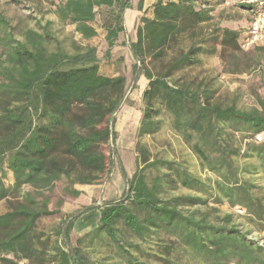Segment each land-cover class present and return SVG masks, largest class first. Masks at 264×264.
<instances>
[{
    "label": "trees",
    "instance_id": "1",
    "mask_svg": "<svg viewBox=\"0 0 264 264\" xmlns=\"http://www.w3.org/2000/svg\"><path fill=\"white\" fill-rule=\"evenodd\" d=\"M228 3L249 10L241 0H153L151 17L137 18L127 40L124 12L132 0L50 2L49 10L34 18L36 28L10 18L0 6V201L8 205L0 214V264H149L154 255L144 246L152 244L162 256L184 254L196 264H264V247L248 239L251 228H241L234 215L243 210L249 225L264 234V88L248 106L238 92L220 95L215 78L189 75L202 55L218 53L234 65L235 53L242 52L241 28L230 24L234 17L213 22V14ZM142 5L139 0L137 8ZM101 7L111 11L104 25L108 50L122 35L135 61L133 77L142 75L147 83L140 97L135 172L130 178L123 174L121 196L96 208V225L72 243L81 215L63 219L53 236L37 232L39 220L58 213L43 195L64 181L63 192L77 197L75 185L100 186L109 178L115 115L128 100V86L123 76L99 74L94 48L72 41L66 50L54 22L44 16L52 14L62 28L73 26L74 34L90 40ZM248 24L249 17L246 29ZM208 39L219 52L213 43L203 46ZM248 51L257 52L264 65V44ZM163 112L214 179L202 180L178 162L151 157L140 143L161 130ZM8 172L10 186L4 184ZM179 189L197 194H174ZM210 198L232 212L209 207Z\"/></svg>",
    "mask_w": 264,
    "mask_h": 264
},
{
    "label": "rangeland",
    "instance_id": "2",
    "mask_svg": "<svg viewBox=\"0 0 264 264\" xmlns=\"http://www.w3.org/2000/svg\"><path fill=\"white\" fill-rule=\"evenodd\" d=\"M57 1L58 0H28L21 5H15L13 3L7 4L10 0H0V6L10 18L17 16L19 19L23 20L21 24L24 26L36 28L34 27L35 20L41 18L40 15L49 10L50 2L56 3ZM152 1L153 0H147L145 4L143 3L142 9L139 10L137 8V0H132V8L124 12V29L131 38L134 20L141 16H151L149 5ZM231 4L232 3H228L218 8L213 14V22H219L226 16H230L231 18L234 17L230 24L232 27L241 28L240 35L242 36L246 30L245 20L248 18V15L246 12L232 8ZM110 17V9L106 7H101L99 10L96 9L95 21L91 23V26L96 31V36L90 40H82L80 36L74 34L73 26L68 25L62 28L52 14L44 16V20H51L54 22L53 30L56 31L59 39L64 42L66 50H71L70 42L72 41L82 47L94 48L96 58L99 62V74L106 77L123 76L128 86L127 92L129 91L127 96L128 100L126 99V103L123 104L115 115L113 126L115 133L113 141L115 162L109 178L100 186L75 185L73 188L80 192V195L77 197L69 196L63 192V188L66 185L64 181L56 183L54 189L50 193H44L43 195L49 198V209L51 211H57L58 213L39 220L36 228L37 232L53 236L57 228L62 226L63 219H67L69 216L78 217L81 215L76 219L73 225L70 237L72 243L82 234L83 230L94 225L99 213L96 208L100 207L105 202L116 200L121 196L125 187L123 174H125L127 178H130L136 169L137 153L135 144L137 141L136 129L140 119V97L147 82L142 75L138 74L133 77L132 66L135 61L122 35L115 41L114 47L108 50L104 25L109 21ZM34 18L36 19L34 20ZM210 29L213 30L215 27H210ZM208 31L209 30H207V32ZM209 38L212 39L213 37ZM212 43L213 42L208 39L207 43H204L203 46L207 47ZM212 46H214L216 52H219L220 47L217 43L214 42ZM235 54L237 61L234 62V65L225 63L218 53L202 55L200 56V64L189 70V75L192 77L199 75L215 78V83L220 88V95L231 97L233 93L238 92L242 95L241 101L249 106L253 103L255 92L261 94L263 91L264 65L258 60L257 52L238 51ZM230 70H235L237 72L234 74L231 73ZM161 120V130L157 134L145 137L140 141L141 144L146 146L150 152V156L178 162L202 180L214 179L213 175L200 168L197 159L191 153L183 139L172 130L170 115L163 112ZM12 183V174L8 172L4 184L10 186ZM25 190H27V188H25ZM174 194L196 195L197 193L187 189H179L175 191ZM60 200L62 201L61 205H57V201ZM212 201L213 198H210L208 206L219 208L220 214L232 212L227 205H216L213 204ZM7 210V201H0V214L5 213ZM234 215L237 222L241 225V228L244 230L251 228V234L264 236L263 233H259L258 229L249 225L245 215L240 216L235 213ZM144 250L154 255V258L148 261L149 264H164L160 261L161 259L156 258L166 259V264H196L184 254L175 253L174 255L170 254L169 257L162 256L160 254V249L155 244L144 246ZM18 264L29 263L21 261Z\"/></svg>",
    "mask_w": 264,
    "mask_h": 264
},
{
    "label": "built area",
    "instance_id": "3",
    "mask_svg": "<svg viewBox=\"0 0 264 264\" xmlns=\"http://www.w3.org/2000/svg\"><path fill=\"white\" fill-rule=\"evenodd\" d=\"M241 2L249 6V10L246 11L249 24L239 40V46L242 51H248L256 45L264 44V0H241ZM255 141L260 142L261 135H256ZM234 213L244 215L241 209H236ZM254 235L250 234L248 239L264 247V236Z\"/></svg>",
    "mask_w": 264,
    "mask_h": 264
},
{
    "label": "crops",
    "instance_id": "4",
    "mask_svg": "<svg viewBox=\"0 0 264 264\" xmlns=\"http://www.w3.org/2000/svg\"><path fill=\"white\" fill-rule=\"evenodd\" d=\"M138 1L139 0H137V3H138ZM147 0H143V3L145 4V2H146ZM137 17V16H136ZM146 17H148V18H150L151 16H146ZM137 19V18H136ZM135 21V20H134ZM127 38L129 39V38H131V36H129L128 34L127 35H125V39L127 40ZM126 45H127V43H126ZM98 219V218H97ZM96 223H97V220L95 221V223H94V225L92 226V227H88V228H86L85 230H83L82 231V234L81 235H83V234H85V233H87L88 231H90L95 225H96ZM81 235H79V236H81Z\"/></svg>",
    "mask_w": 264,
    "mask_h": 264
},
{
    "label": "water",
    "instance_id": "5",
    "mask_svg": "<svg viewBox=\"0 0 264 264\" xmlns=\"http://www.w3.org/2000/svg\"><path fill=\"white\" fill-rule=\"evenodd\" d=\"M128 94H129V91H128V92L126 93V95H125L124 102H125V100L127 99Z\"/></svg>",
    "mask_w": 264,
    "mask_h": 264
}]
</instances>
